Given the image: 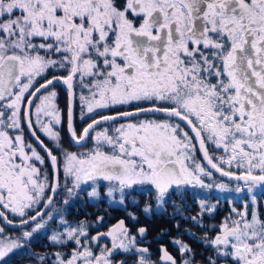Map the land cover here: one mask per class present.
Returning <instances> with one entry per match:
<instances>
[{"label": "snow or ice", "instance_id": "6c2138e0", "mask_svg": "<svg viewBox=\"0 0 264 264\" xmlns=\"http://www.w3.org/2000/svg\"><path fill=\"white\" fill-rule=\"evenodd\" d=\"M58 84L69 97V141L85 147L91 137L87 152L63 146ZM77 103L81 121L91 120L79 135L73 123ZM121 106L131 110L119 111ZM157 113L165 119L146 118ZM25 126L50 162L51 181L36 166H44L45 158L25 140ZM209 145L222 155H210ZM213 170L237 182L235 189L206 183ZM61 171L69 195L89 182L90 197L98 198L100 182H107L106 195H118L121 205L136 191L151 193L155 201L142 208L146 216L167 214L169 205L173 216H183L172 196L182 197L190 187L242 193L253 206L251 219L247 203L243 212L233 208L237 219L226 218L221 234L209 239L205 233L202 243L214 248L217 259L264 264V220L256 211L257 196H264V0H125L123 6L117 0H0V220L15 226L7 211L31 229L9 236L0 227V264L21 249L36 264L52 257L54 264H114L118 250L135 256L133 264H154L123 220L88 237L83 225L59 219L63 231L52 233V244L77 247L67 256L32 252V237L51 231L57 220L50 206ZM132 203L139 204L134 197ZM215 207L201 200L199 216L187 219L203 227L202 216ZM175 227L179 231V223ZM146 233V227L137 229L141 238ZM101 236L110 237L112 246L99 254L82 241L98 244ZM170 242L179 264H197L188 244ZM160 251L161 264H178L167 248Z\"/></svg>", "mask_w": 264, "mask_h": 264}, {"label": "flooded vegetation", "instance_id": "af4514ba", "mask_svg": "<svg viewBox=\"0 0 264 264\" xmlns=\"http://www.w3.org/2000/svg\"><path fill=\"white\" fill-rule=\"evenodd\" d=\"M102 184L103 183H101V186H103ZM84 191L85 190L82 189L80 192V195L83 197L86 195ZM133 197L139 202L138 205L132 203ZM133 197L126 199L124 205H111L102 198L99 202V205L101 204L99 207L87 206L70 208L79 213L78 221H73V224L77 226L83 225L85 231L88 233V237H95L101 233L109 232L113 226L123 220L130 234L137 237V246L147 247L149 249L151 260L154 264H161V247L167 248L169 253L177 259L179 264V260L181 259L180 254L177 252L176 247L170 242L176 238L181 239L193 249L197 264H207L208 258L217 260V264H233L231 260L217 259L214 248L202 243V240L205 233H207L209 239H214L216 235H220L222 224L226 218L229 220L237 219V217L232 214V209L235 207L230 209L225 208L218 202L214 211L205 213L202 216L201 223L203 227H197L194 225V222L187 219V217L199 216L201 212V200H203L205 204L214 205L215 201L213 197L208 194L202 196L190 188L184 192L182 197H178L174 194L172 199L176 204L180 205L183 216H173L175 209L171 205L167 207V214H152L146 216L142 212V208L146 203H154L155 196L151 193L141 194L139 191H136L133 193ZM257 201L256 211L259 213V217L262 220V209L258 199ZM235 209L238 212L244 211L243 206ZM66 210L68 211L69 208H66ZM252 211L253 207H248L249 219H251ZM132 216H135L137 219H132ZM177 223L180 225L179 231H177L175 227ZM139 227L147 228V233L143 238L137 235V229ZM185 230H188V232L186 233ZM193 233L195 236L192 235ZM82 241L88 243L92 251L96 254H99L100 249L105 245L108 248L112 246L110 237L107 236H101L98 244L85 238H82ZM112 259L114 264H119L121 260H127L128 264H133L136 257L125 255L122 251L118 250Z\"/></svg>", "mask_w": 264, "mask_h": 264}, {"label": "rangeland", "instance_id": "374dc122", "mask_svg": "<svg viewBox=\"0 0 264 264\" xmlns=\"http://www.w3.org/2000/svg\"><path fill=\"white\" fill-rule=\"evenodd\" d=\"M130 18H132V17L130 16ZM146 118H148V117H146ZM148 119H157V118H153V117L151 118L150 117ZM121 123H123V122H121ZM181 124L183 126V123H181ZM25 129L28 132L27 134L30 135L29 130H28V128L26 126L24 127V134H25ZM185 130L186 131H189L187 129V127H185ZM9 134L10 135H15L16 133L15 132H10ZM189 135H192L190 131H189ZM42 136L46 140H49L43 134H42ZM24 137H25V135H24ZM32 140H33V142H35V140L33 138H32ZM62 142H64V141H62ZM86 143H88V144L90 143L93 146V141H92L91 137L87 140ZM193 143H196L195 140L193 141ZM35 144H36V142H35ZM32 146L34 148H36V150L38 152L40 151L41 152V153L39 152L40 155L41 156H44V158H45V165L44 166H40L39 164H36V166L41 168V172L42 173H45L46 172L47 175H48L49 180L51 181V179H52V168L50 166V162L48 161V158L45 156L44 151L38 145H37V147H35L34 145H32ZM63 146H64V144H63ZM64 148H67V147L64 146ZM67 149H69V148H67ZM80 150L81 151H78V152H87V151H89V149L86 148V147H81ZM104 150L107 151V149H104ZM196 152H198V155H196L197 159L201 160V162L204 163L203 160H202V158H201V154H200L199 150H197ZM209 153H210V155H213V156H220V155H222V153H220L219 151H214L210 145H209ZM53 154L58 155V157H60L62 155L59 151L58 152L53 151ZM61 167H62V165H61ZM233 170H235V169H233ZM205 182L206 183H220V182H223L230 189H235V187L237 186V182L230 181V180H226V179H224V178L216 175L214 172H213V178H212V180L211 181L206 180ZM101 183H103L102 185H105L107 182H100V184ZM60 184H61V187L58 189L57 195L55 196V198L53 200V204L51 205L52 214L54 216H57V220L56 221H53V222H50L49 227H50L51 231L42 230L39 234H35L32 237V239L35 238L36 236H43V234L46 233V234H49V240H50V236L52 235L53 232L63 231V228L61 227V225L58 222L59 219L65 220L67 222V226L76 227L77 225L76 224H73V221H69L66 218L65 207H68L69 204L75 203V201L77 200L78 195L81 194L80 192H81L82 189L85 190L84 193H86V195L84 196V198H86L89 201V203L91 204L90 206H92V207H99V206H101V205H99V202L101 201L102 198H104L105 201L108 202L111 205L112 204L113 205H121L119 203V196L116 195L114 198L113 197H108L106 195V188L104 186H100L98 188V191L100 193V195H99L98 198L90 197L88 195V193L91 191V182H89V184H82L80 190H78L77 192H74L72 195H69L65 191V189H64V174H63V171H62V173H60ZM69 186H71V181H69ZM190 189L194 190V192H196L197 194L202 195V196H206L207 194L210 195L211 197H213V199L215 201L214 202V205H217V203L220 202V201H223V202H226L227 201L226 203L228 205H232V207L235 206V208H238V207H241V206L244 207V204L245 203L248 204V207H253L252 204H251L250 199L246 198L245 195L242 194V193L241 194H237L234 191L225 192V191H220V190H218L216 188L204 189V188H199V187H196V188H191L190 187ZM47 195H49V193L46 191L45 192V196H47ZM261 197H263V196H257V199L259 200V203H261V201H262V198ZM65 200L68 201L67 204L64 203ZM42 203H43V201H42ZM257 203H258V201H257ZM37 208H38V205L36 206V209ZM0 210L1 211H4L3 209H0ZM262 211H263L262 212V220H264V207L262 208ZM5 214L8 216V219H10L11 216L18 217L19 219L17 221H14V223H19L20 222V219L21 218L19 216H14L13 214H11L10 212H7V211H6ZM230 226H231V224H230ZM0 227H5V231H6V233H8L9 236H19L22 231H25V230L30 231L31 230L30 228H28L26 226H21V227H17V228L7 227L4 224L3 221L0 223ZM50 243H52L51 240H50ZM72 244L73 245H72V248L70 249V253H72V251L77 247V245L75 243L72 242ZM28 247H29V245H28ZM26 253H28V252L25 250V254ZM54 253H56V252H54ZM60 253H63V252H60ZM70 253H68V254H70ZM54 261H55V258L52 257V259L49 262V264H54ZM30 263L31 264H36V262H34V261H33V263L32 262H30ZM30 263H23V264H30Z\"/></svg>", "mask_w": 264, "mask_h": 264}, {"label": "trees", "instance_id": "16d2710c", "mask_svg": "<svg viewBox=\"0 0 264 264\" xmlns=\"http://www.w3.org/2000/svg\"><path fill=\"white\" fill-rule=\"evenodd\" d=\"M117 2L119 5L123 6L125 3V0H117ZM43 54L44 53L41 52V55H43ZM56 74L57 75H65L66 73H64L63 71H60V72H57ZM51 76H52V73L50 72L48 74V78H51ZM43 82H44L43 80H40V83H43ZM55 91H57V93H58V96L56 98V104L58 105V107L61 109V111L63 113L62 120L64 121V123L62 125L61 137H62V141H64V142H62V143L64 144L65 147L69 148L70 151H74V152L81 151L80 148H75L70 143L69 137H68V128H67V105H68V99H69L68 93L64 89V87L59 85V84L56 86ZM128 110H131V108L130 107H123V106H121L119 108V111H128ZM108 114H112L111 111H109ZM150 117L152 118L153 116L149 115L148 118H150ZM153 118H157L160 120L165 119V117H163V116H155ZM90 122H91V120H89L87 117H85V119L83 121H81V119H80V108H79V105L77 103V106L73 110V123H74L75 129L77 131V134L81 133L83 128L86 127L87 124ZM120 122H124V121H120ZM27 133L28 132L25 129L24 135H25L26 141L28 143L34 145L35 147H37L35 142H33L31 136L28 135ZM37 135L44 142V144L47 145L48 148L52 149L55 152H58V150L56 149V146L53 142H51L50 140H46L40 132H38ZM85 147L90 150V149H92L93 146L90 143L89 144L86 143ZM196 155H198V152H196ZM61 173H62V171H61ZM83 198H84L83 196L78 195L75 203L69 204L68 207H65L66 218H68V220L75 221V222L78 221L79 213L72 210L73 208L87 207V206L91 205L87 201V199H83ZM261 198H262V201L260 203V207L263 208L264 207V196ZM226 202L220 201L219 204L225 208H229V209L232 208V205H228ZM66 208H69V210L67 211ZM70 208H72V209H70ZM37 209L41 210L42 208H40V206L38 205ZM34 211L35 210H33L32 212H29V215L34 214ZM10 219L13 221H17L19 218L11 216ZM1 222L2 221L0 220V223ZM72 245H73L72 242H69L66 245H53L52 243H50L49 234L45 233V234H43V236H36L35 238H33L29 247L31 248L32 252L39 253L41 255H44L47 253V255H49L51 257V254L54 252H63L67 256L68 253H70V249L72 248ZM33 261L35 262L34 258L31 257L28 253L25 254L24 249L16 251V252L10 254L8 257L5 258V264H23V263H30V262L33 263Z\"/></svg>", "mask_w": 264, "mask_h": 264}, {"label": "water", "instance_id": "95a60500", "mask_svg": "<svg viewBox=\"0 0 264 264\" xmlns=\"http://www.w3.org/2000/svg\"><path fill=\"white\" fill-rule=\"evenodd\" d=\"M63 86V85H62ZM64 87V86H63ZM65 88V87H64ZM74 110V109H73ZM156 115H158V116H162L161 114H159V113H157ZM181 123H183V122H181ZM190 131V130H189ZM192 134V133H191ZM31 135V134H30ZM193 135V134H192ZM32 137V136H31ZM33 138V137H32ZM34 139V138H33ZM35 140V139H34ZM35 142H36V140H35ZM37 143V142H36ZM39 146V145H38ZM74 147H76V148H80V146H76V145H73ZM40 147V146H39ZM200 152V151H199ZM200 154H201V157H202V153L200 152ZM202 160H203V158H202ZM203 162L205 163V161L203 160ZM213 172L216 174V175H218V176H220V177H222L219 173H216L214 170H213ZM222 178H224V179H226V180H230L229 178H227V177H222ZM230 181H232V180H230ZM51 207V206H50ZM1 211V210H0ZM41 211H47V209H41ZM3 222H4V224H5V221L4 220H2ZM6 225V224H5ZM14 225L15 226H8V225H6L7 227H11V228H17V227H21V225H20V222L19 223H14Z\"/></svg>", "mask_w": 264, "mask_h": 264}]
</instances>
